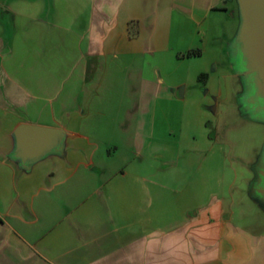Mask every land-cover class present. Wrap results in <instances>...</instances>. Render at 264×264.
<instances>
[{"label":"crops","instance_id":"crops-1","mask_svg":"<svg viewBox=\"0 0 264 264\" xmlns=\"http://www.w3.org/2000/svg\"><path fill=\"white\" fill-rule=\"evenodd\" d=\"M242 26L240 0H0V264H264ZM24 125L56 143L23 155Z\"/></svg>","mask_w":264,"mask_h":264},{"label":"water","instance_id":"water-1","mask_svg":"<svg viewBox=\"0 0 264 264\" xmlns=\"http://www.w3.org/2000/svg\"><path fill=\"white\" fill-rule=\"evenodd\" d=\"M243 14L241 31L242 52L248 70L254 76L256 95L264 111V0H240ZM20 150L23 155L36 159L50 150L57 139V132L30 125L19 131Z\"/></svg>","mask_w":264,"mask_h":264},{"label":"rangeland","instance_id":"rangeland-1","mask_svg":"<svg viewBox=\"0 0 264 264\" xmlns=\"http://www.w3.org/2000/svg\"><path fill=\"white\" fill-rule=\"evenodd\" d=\"M210 72L214 69V64L209 66ZM220 81L216 80L213 82V84H204V83H198V95L199 97L202 96L204 100H207L206 105L207 107H210L211 100L214 98L213 91L217 88H219ZM256 86V85H255ZM197 97V99H199ZM193 100L192 102H194ZM197 102V100L195 101ZM208 130L209 134L216 135L217 133V125H218V117L214 114V112L208 111ZM262 127H253V128H240L235 135L238 138V144L236 147V150L243 153H249L252 151V147L257 145V142L260 141L261 137L263 136V131L261 129Z\"/></svg>","mask_w":264,"mask_h":264},{"label":"flooded vegetation","instance_id":"flooded-vegetation-1","mask_svg":"<svg viewBox=\"0 0 264 264\" xmlns=\"http://www.w3.org/2000/svg\"><path fill=\"white\" fill-rule=\"evenodd\" d=\"M253 102H254V106L257 110H259L260 108H262L263 104H262V101L260 100V98H258L257 95H254L253 96Z\"/></svg>","mask_w":264,"mask_h":264},{"label":"trees","instance_id":"trees-1","mask_svg":"<svg viewBox=\"0 0 264 264\" xmlns=\"http://www.w3.org/2000/svg\"><path fill=\"white\" fill-rule=\"evenodd\" d=\"M201 54V51L200 50H193V51H190L188 53V55L190 56H198ZM202 78L206 79L207 78V75H203Z\"/></svg>","mask_w":264,"mask_h":264}]
</instances>
